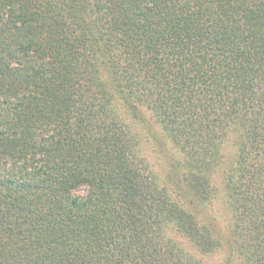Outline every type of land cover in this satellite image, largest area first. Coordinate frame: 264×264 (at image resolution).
<instances>
[{"label":"trees","instance_id":"obj_1","mask_svg":"<svg viewBox=\"0 0 264 264\" xmlns=\"http://www.w3.org/2000/svg\"><path fill=\"white\" fill-rule=\"evenodd\" d=\"M146 110L186 156L169 182L141 150ZM226 141L227 238L198 213ZM222 247L264 264V0H0V264H204Z\"/></svg>","mask_w":264,"mask_h":264},{"label":"rangeland","instance_id":"obj_2","mask_svg":"<svg viewBox=\"0 0 264 264\" xmlns=\"http://www.w3.org/2000/svg\"><path fill=\"white\" fill-rule=\"evenodd\" d=\"M142 118L139 122L134 123L135 129L141 138L140 146L142 153L155 175L162 182H169L168 177L171 168H174L175 163L180 166L185 165L186 156L176 150L168 139L163 136L160 126L147 110L142 112ZM222 148L224 153L219 166L213 172L208 171L207 173L210 184L207 190L212 197L208 203L201 204L203 206L200 207L198 213L204 218H207L205 215L208 216L207 219H210L219 230L216 231V235H224L227 238L229 237L228 231L231 213L228 202L227 177L229 174L234 176L237 173L235 170L236 153L235 147L229 141L224 142ZM180 171L183 172L182 169ZM78 192L82 193V189H78ZM169 235L185 250L189 252L194 251L193 246L179 234L169 230ZM226 257V249L222 247L211 255L202 256L201 260L204 264H225ZM235 260L233 258L232 264H236Z\"/></svg>","mask_w":264,"mask_h":264},{"label":"clouds","instance_id":"obj_3","mask_svg":"<svg viewBox=\"0 0 264 264\" xmlns=\"http://www.w3.org/2000/svg\"><path fill=\"white\" fill-rule=\"evenodd\" d=\"M79 194H80V193H79L78 191L73 190V193H72L73 196H77V195H79Z\"/></svg>","mask_w":264,"mask_h":264}]
</instances>
